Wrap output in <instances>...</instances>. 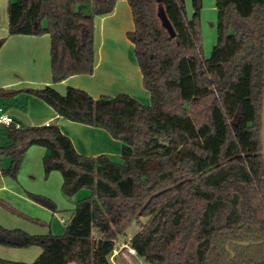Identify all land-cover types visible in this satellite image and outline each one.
I'll return each instance as SVG.
<instances>
[{
    "label": "trees",
    "instance_id": "1",
    "mask_svg": "<svg viewBox=\"0 0 264 264\" xmlns=\"http://www.w3.org/2000/svg\"><path fill=\"white\" fill-rule=\"evenodd\" d=\"M120 0H18L9 6L10 36L51 39L53 83L95 70V17ZM135 29L128 39L150 93L93 98L68 87L25 92L71 122L106 130L122 142V162L79 154L58 125L0 133L3 174L17 178L27 151L47 149V175L60 172L63 193L83 189L62 236L30 235L0 225V245L39 247L33 263L113 264L120 236L140 224L131 247L144 264H264V0H216L218 41L203 53L202 0H127ZM175 30L171 37L159 15ZM57 212L48 198L29 194ZM146 220L142 222V220Z\"/></svg>",
    "mask_w": 264,
    "mask_h": 264
},
{
    "label": "crops",
    "instance_id": "2",
    "mask_svg": "<svg viewBox=\"0 0 264 264\" xmlns=\"http://www.w3.org/2000/svg\"><path fill=\"white\" fill-rule=\"evenodd\" d=\"M14 1L0 0V89L18 92L52 86L64 95L68 87H74L95 99L126 94L142 104H150L151 96L143 86L135 47L128 39V33L135 29V24L127 0L118 1L111 14L95 17L94 73L72 76L56 84L52 80L50 36L9 35V6ZM0 106L6 108L18 126H45L47 122L58 125L81 155H104L115 162H122V142L104 129L74 123L59 116L41 99L22 92L10 99L0 97ZM28 152L29 159L41 157L43 161L47 155V149L39 146L30 148Z\"/></svg>",
    "mask_w": 264,
    "mask_h": 264
},
{
    "label": "rangeland",
    "instance_id": "3",
    "mask_svg": "<svg viewBox=\"0 0 264 264\" xmlns=\"http://www.w3.org/2000/svg\"><path fill=\"white\" fill-rule=\"evenodd\" d=\"M185 2L187 18L190 20L194 13L192 0H185ZM202 4L203 53L205 58H209L218 41V11L216 0H202ZM27 153L16 179L3 174V170L10 167L11 159L0 160V225L9 230H22L30 235L51 233L62 236L77 203L90 197L92 192L89 189H83L75 196H66L62 189L61 173L55 171L47 175L42 158L29 159L30 154ZM18 193L23 197H20ZM28 193L50 199L57 207L56 217L55 212L30 198ZM145 221L142 220V222ZM139 230L140 224L134 222L126 234L119 237L116 249L110 257L113 264H144L143 259L131 252L133 250L131 240ZM56 231L58 234L55 233ZM41 252L39 247L14 248L0 245V258L6 261L33 263Z\"/></svg>",
    "mask_w": 264,
    "mask_h": 264
},
{
    "label": "water",
    "instance_id": "4",
    "mask_svg": "<svg viewBox=\"0 0 264 264\" xmlns=\"http://www.w3.org/2000/svg\"><path fill=\"white\" fill-rule=\"evenodd\" d=\"M159 3H162L163 0H158ZM161 20L163 22V26L168 30L169 34L171 37H175L176 33L175 30L173 29L171 23L167 19L165 13L161 10L159 13ZM261 138H262V156H263V161H264V99H263V107H262V131H261Z\"/></svg>",
    "mask_w": 264,
    "mask_h": 264
},
{
    "label": "built area",
    "instance_id": "5",
    "mask_svg": "<svg viewBox=\"0 0 264 264\" xmlns=\"http://www.w3.org/2000/svg\"><path fill=\"white\" fill-rule=\"evenodd\" d=\"M15 123L14 119L8 114L4 106H0V133L4 128L9 127ZM52 123L47 122L45 126L49 127ZM133 254H136L134 250H131ZM140 264V263H137Z\"/></svg>",
    "mask_w": 264,
    "mask_h": 264
}]
</instances>
